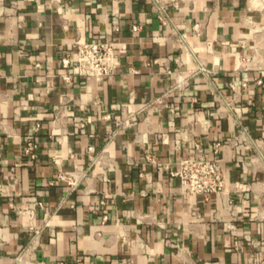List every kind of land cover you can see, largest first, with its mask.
I'll return each mask as SVG.
<instances>
[{
  "label": "crops",
  "instance_id": "crops-1",
  "mask_svg": "<svg viewBox=\"0 0 264 264\" xmlns=\"http://www.w3.org/2000/svg\"><path fill=\"white\" fill-rule=\"evenodd\" d=\"M161 1L0 0V264H264V9ZM107 40L111 76L64 67ZM198 151L226 194L182 193Z\"/></svg>",
  "mask_w": 264,
  "mask_h": 264
},
{
  "label": "built area",
  "instance_id": "built-area-1",
  "mask_svg": "<svg viewBox=\"0 0 264 264\" xmlns=\"http://www.w3.org/2000/svg\"><path fill=\"white\" fill-rule=\"evenodd\" d=\"M158 6V16L164 24L170 22V17L165 4L161 0H155ZM255 7L264 9V0H250ZM133 30H139L137 24L133 25ZM185 35L179 34L178 40L185 45ZM74 51L68 53L63 58V65L66 68H71L73 74L76 76H83L86 78L96 76H111L114 74L116 68V51L115 44L111 40L105 42H80L76 44ZM200 71L207 72V69L202 67ZM262 78L264 77V70L261 71ZM67 79L69 75L65 76ZM259 82H263L262 79ZM246 85V84H244ZM227 111L241 126L244 135L246 136V146L255 148L260 152L259 147L255 144L254 139L250 134V130L242 125V112L232 102H225ZM234 145L235 142L225 140L216 143L215 150L223 144ZM37 145L29 142L26 147V153L35 156L33 151ZM79 170L59 172L58 178L67 182L69 185L75 187L81 182ZM173 176L178 177L181 181L182 193L186 196L202 194L209 196L211 194H226L227 182L224 171L218 158H209L202 151L196 152L194 156H185L180 162L176 170L172 171Z\"/></svg>",
  "mask_w": 264,
  "mask_h": 264
}]
</instances>
